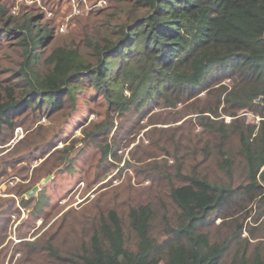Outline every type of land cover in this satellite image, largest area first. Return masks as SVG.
<instances>
[{
	"label": "trees",
	"instance_id": "16d2710c",
	"mask_svg": "<svg viewBox=\"0 0 264 264\" xmlns=\"http://www.w3.org/2000/svg\"><path fill=\"white\" fill-rule=\"evenodd\" d=\"M116 1L138 2L144 9L127 10L115 28L93 39L88 22L72 17L70 30L78 29L86 40L81 50L47 49L54 31L42 23L43 12L13 16L8 1L0 0V43L17 41L0 79L1 142L8 143L17 126L28 130L17 118L23 109L34 105L52 116L64 109L65 99L93 89L108 110L123 117L191 103L169 121H181L169 139L175 161L152 173L158 181L147 189L150 198L133 201L123 214L116 194L101 193L81 213H70L77 219L57 244L28 241L22 257L31 264L35 253L47 264H264V240L241 238L243 231L251 234L242 222L214 235L205 229L212 219L225 222L244 212L246 203L257 202L264 213V0ZM247 112L258 121L245 124L240 113ZM222 115L230 117L227 123L216 119ZM192 117L201 129L185 133L180 125ZM29 135L34 136L9 147L3 170L15 168L23 154L43 157L34 155L40 134ZM213 152L220 176L202 167ZM101 196L110 203L101 206Z\"/></svg>",
	"mask_w": 264,
	"mask_h": 264
},
{
	"label": "rangeland",
	"instance_id": "374dc122",
	"mask_svg": "<svg viewBox=\"0 0 264 264\" xmlns=\"http://www.w3.org/2000/svg\"><path fill=\"white\" fill-rule=\"evenodd\" d=\"M5 1H8L13 16L19 12L26 15L43 12L42 23H49L54 31L47 49L63 45L84 50L86 40L81 38L78 29L76 32L70 30L75 24H70L72 17L81 16L88 22L93 39L97 33L102 35L115 28L127 10L134 7V13L139 14L144 9L138 2L136 6L132 1L120 3L116 0ZM16 43L11 37L0 43V79L8 73L7 61L11 59ZM15 68L16 62H13L12 69ZM224 83L229 81L225 79ZM81 86L88 87V84L83 83ZM203 95L200 94L201 97ZM62 105L64 109L52 116L46 114L48 110H39L34 105V109H23L17 118H22L18 121L24 122L28 130L24 126H17L6 144L0 138V172L5 171L0 175V264H31L22 257L25 243L41 240L39 243L43 244L46 238L57 244L61 235L70 230L77 219V214L70 217V213H81L88 207L87 203L101 193L108 197L116 194L119 203L116 208L123 214L133 205V201L150 198L147 189L156 184L154 181H158L152 173L166 169L175 161L169 139L172 130L181 121H169L176 119L185 107L192 106L191 103L187 106L177 105L176 109L167 108L165 111L154 108L144 116L123 117L108 110L106 103L95 95L93 89L76 94L73 100L65 99ZM240 116H243L245 124L258 121V117L250 112L240 113ZM210 119H222L227 123L230 117L222 115L215 119L211 116ZM157 120L169 123H151ZM196 122L192 117L188 124H181L180 127H186L185 133L194 134L201 129ZM112 123L114 127L109 130L107 126ZM31 133L40 134L35 142L40 143L41 148L34 155L43 157L35 159L34 156L23 154L24 160L16 164L15 168L6 165V170H3V159L6 153H10L9 149L26 135L34 136L29 135ZM8 135L10 133L5 131L4 136ZM152 137L158 138L155 141L158 142L157 146ZM216 157V152H213L202 167L208 169L211 175L220 176L221 172L214 164ZM67 165L72 169H64ZM239 172L237 168L234 171L236 180L239 179ZM47 176H50V180L41 185ZM163 183L166 184V180L161 185ZM37 185L41 191L27 197V192ZM104 196L99 201L101 206L110 203L105 202ZM245 205L244 212L235 214L225 222L212 219L205 229L214 235L220 227L233 231L242 222L251 234L247 230L243 231L241 238H248L249 242L264 240L263 207H258L257 202ZM247 211L249 216L245 217ZM64 215L65 218L61 219ZM60 223L64 225L58 232ZM31 258L33 264H47L39 260L36 253Z\"/></svg>",
	"mask_w": 264,
	"mask_h": 264
},
{
	"label": "water",
	"instance_id": "95a60500",
	"mask_svg": "<svg viewBox=\"0 0 264 264\" xmlns=\"http://www.w3.org/2000/svg\"><path fill=\"white\" fill-rule=\"evenodd\" d=\"M261 97H259L256 102L257 103H260L261 102ZM48 180H50V176H47L42 182H41V185H44ZM40 190V186H34L32 187L28 192H27V197H30L32 194H34L35 192L39 191Z\"/></svg>",
	"mask_w": 264,
	"mask_h": 264
}]
</instances>
